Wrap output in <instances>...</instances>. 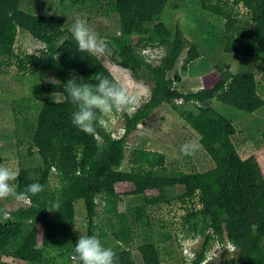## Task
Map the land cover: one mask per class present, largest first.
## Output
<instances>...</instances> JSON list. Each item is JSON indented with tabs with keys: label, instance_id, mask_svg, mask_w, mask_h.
<instances>
[{
	"label": "trees",
	"instance_id": "obj_1",
	"mask_svg": "<svg viewBox=\"0 0 264 264\" xmlns=\"http://www.w3.org/2000/svg\"><path fill=\"white\" fill-rule=\"evenodd\" d=\"M19 2L0 0V58L7 64L12 61L19 71L53 73L57 83L42 87L41 94L60 95L61 100L43 102L32 123H26L30 143L27 154H36L41 167L39 171L19 168L16 187L23 191L38 182L45 190L32 197L26 206L12 210L10 219L0 216V251L18 240L20 221L33 220L40 231L33 227L26 234L12 252L13 259L22 264H51L44 251L60 249L63 244L68 245V255L72 257L80 238L74 230V204L82 203L85 235L92 236L95 196L103 197L107 213L119 217L118 233H126L130 225L124 223L123 213H116L118 198L114 185L129 183L133 187L130 194L155 193L135 208V222L146 216L144 206L166 201L165 189L183 188L176 197L181 204L189 205L182 223L193 237L201 240L191 264H201L209 244L214 241H225L233 247L238 264H264L263 175L253 156L245 159L238 156L230 139L234 128L210 106L211 101H216L246 112L252 103L261 99L263 91L253 72L233 74L227 63H219L213 66L217 74L214 84L192 93H181L174 86L180 82L178 72L171 78H167V73L173 70L183 51L181 72L199 58V53L178 27L171 33L160 21L168 0H102V7L116 15L119 23L118 36L109 39L115 54L112 62L129 71L133 79L143 74L150 91L135 112H119L122 122L119 137L112 138L106 132L100 123L102 119L97 124V134L87 135L71 122L75 106L66 99L63 84L72 73L82 77L84 83H97L90 79L97 74L116 81L94 55L78 49L71 33L63 28V17L28 14L19 10ZM199 7L222 19V51L251 58L256 71L264 73V0H200ZM238 7L244 10V15L239 14ZM18 30L42 45L36 55L18 57L13 53ZM148 47L162 51L156 64L148 63L141 55ZM177 101L185 108L179 107ZM162 105L169 106L197 136V143L213 163L211 169L189 173L168 171L163 154L132 149L126 157L129 170H118L125 159L126 138L136 130L137 124ZM53 169L58 185L50 189L48 180ZM57 201L59 212L46 211ZM0 207H3L1 202ZM136 251L142 264H161L155 243L141 245ZM115 253L118 264H134L128 249L117 248Z\"/></svg>",
	"mask_w": 264,
	"mask_h": 264
},
{
	"label": "rangeland",
	"instance_id": "obj_2",
	"mask_svg": "<svg viewBox=\"0 0 264 264\" xmlns=\"http://www.w3.org/2000/svg\"><path fill=\"white\" fill-rule=\"evenodd\" d=\"M102 3V0H20L18 8L31 15H59L64 19L63 28L70 33V26L74 19H86L89 27L107 44L110 53L104 57H95L117 84H123L131 74L112 62L115 54L109 44V39L119 34L118 19L116 15L106 11ZM199 3L200 0H168L159 16L160 21L171 33L178 27L183 37L194 44L199 53V58L189 63L186 70L181 72L179 67L185 57L183 51L173 70L167 73V78H171L177 71L180 76V82L174 84L177 91L192 93L208 88L216 82L217 74L213 66L219 63H227L233 74L253 72L259 88H263V91L261 99L252 103L246 112L237 111L216 101H211L210 106L229 120L234 128L235 132L230 139L238 156L241 159L253 156L264 178V73L260 74L256 71L251 58L225 54L222 51L223 21L219 17L202 11ZM237 9L240 15H244L242 8ZM134 41L135 36L132 38V43ZM41 48L42 45L27 33L17 31L13 43L15 55L18 57L36 55ZM144 51L141 55L152 65L156 64L162 55V51L158 48L148 47ZM134 80L142 82L147 89L142 92L139 103L141 106L149 96L150 84L143 74ZM51 83H57L53 73L19 71L12 61L7 64L4 58H0V165L17 171L19 168L40 170L41 165L37 155L33 153L30 156L26 151L30 146L26 123H32L43 102L61 100L60 95L41 94V88ZM176 104L185 108L181 101H177ZM100 123L111 137L116 138L121 135L122 122L119 112L103 118ZM188 141L197 142V136L169 106L162 105L137 124L136 130L126 138L125 159L118 170L128 171L126 157L129 152L132 149L144 148L148 151L149 149L164 151L165 167L168 171L188 173L210 169L212 162L201 147L192 156L182 154L181 146ZM162 143H165V147ZM31 176L34 177V174L31 173ZM48 185L50 189L58 185L54 169L50 170ZM131 191L133 187L114 185V192L118 198L116 213H123L124 223L130 225L126 233H118L121 227L118 222L119 217L105 211L108 207L103 197H94L96 207L94 208L93 235L100 239L105 247H111L114 251L117 248L128 249L134 264H142L136 248L148 243H155L159 249L161 264H191L201 240L193 237L182 223V216L189 205L181 204L176 197L183 192V188L174 186L165 189L163 198L166 201L161 200L154 205L144 206L146 216L136 222L135 208L142 205L146 197H154L155 193L145 192L142 195H134L130 194ZM1 204L5 208L17 209L11 201L1 202ZM26 205L27 203H24L20 207ZM82 208L81 202L74 204V230L79 237L85 235L86 229ZM20 223L21 235L16 242L8 244L0 251V264H22L12 258V252L33 227L40 231V227L33 220L20 221ZM44 256L51 264H74L68 255L67 244H63L60 249H46ZM236 257L237 251L227 242L214 241L209 244L201 264H238Z\"/></svg>",
	"mask_w": 264,
	"mask_h": 264
},
{
	"label": "clouds",
	"instance_id": "obj_3",
	"mask_svg": "<svg viewBox=\"0 0 264 264\" xmlns=\"http://www.w3.org/2000/svg\"><path fill=\"white\" fill-rule=\"evenodd\" d=\"M72 38L81 52L104 57L109 55L107 44L89 27L86 19L76 18L70 26ZM97 83H84L83 78L72 73L63 91L66 99L75 106L71 122L81 132L87 135L97 134L98 122L117 112H135L142 98V92L147 91L142 82L135 81L131 76L123 84H117L106 76L97 74L90 78ZM201 147L195 141H188L181 146L185 156H192ZM19 172L8 166L0 165V202L11 201L18 208L24 203H30L32 197L44 192V185L36 182L28 185L23 191H18L16 182ZM59 201L49 207L48 212H59ZM12 208L0 207V216L11 218ZM74 264H118V257L111 247H105L95 235L81 236L75 243L71 257Z\"/></svg>",
	"mask_w": 264,
	"mask_h": 264
},
{
	"label": "crops",
	"instance_id": "obj_4",
	"mask_svg": "<svg viewBox=\"0 0 264 264\" xmlns=\"http://www.w3.org/2000/svg\"><path fill=\"white\" fill-rule=\"evenodd\" d=\"M212 102H214V101H212ZM162 146L165 147V143H162ZM139 148H140V147H139ZM141 150H148V149H145V148H144V149H141ZM149 150H150V151H154V152H159V153L165 155V152H164V151H161V150H159V149H149ZM210 161H211V160H210ZM211 162H212V161H211ZM211 164H212L211 166L213 167V163H211ZM212 167H211V168H212ZM211 168H210V169H211ZM208 170H209V169H208ZM206 171H207V170H206ZM203 172H204V171H203ZM188 173H189V172H188ZM116 185H118V186H123V187L125 186L126 188H127V187H132V185L129 184V183H117V184H115V186H116Z\"/></svg>",
	"mask_w": 264,
	"mask_h": 264
},
{
	"label": "built area",
	"instance_id": "obj_5",
	"mask_svg": "<svg viewBox=\"0 0 264 264\" xmlns=\"http://www.w3.org/2000/svg\"><path fill=\"white\" fill-rule=\"evenodd\" d=\"M143 52H145V51H143ZM177 103V102H176ZM122 134V133H121ZM111 136V135H110ZM112 138H114V137H112Z\"/></svg>",
	"mask_w": 264,
	"mask_h": 264
}]
</instances>
